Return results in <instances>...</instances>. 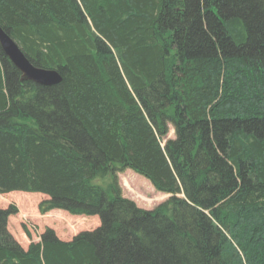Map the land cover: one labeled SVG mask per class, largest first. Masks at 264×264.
Here are the masks:
<instances>
[{
	"label": "trees",
	"instance_id": "1",
	"mask_svg": "<svg viewBox=\"0 0 264 264\" xmlns=\"http://www.w3.org/2000/svg\"><path fill=\"white\" fill-rule=\"evenodd\" d=\"M0 26L61 77L0 49V194L100 221L24 250L0 208V264H264V0H0ZM126 169L171 197L138 208Z\"/></svg>",
	"mask_w": 264,
	"mask_h": 264
},
{
	"label": "rangeland",
	"instance_id": "2",
	"mask_svg": "<svg viewBox=\"0 0 264 264\" xmlns=\"http://www.w3.org/2000/svg\"><path fill=\"white\" fill-rule=\"evenodd\" d=\"M174 137V130L170 125L167 137L162 140V144ZM117 183H119L121 195L132 201L138 208L151 210L169 198V195L165 193H163L164 196H160L161 193L154 189L151 182L129 169L118 174ZM8 194H0V207L7 209L11 204L17 207L18 213L7 218V230L23 249L28 247L29 243L38 241L40 234L47 227L51 228L57 237L69 241L82 231L94 230L100 222L97 216L72 217L74 215L66 214L64 211L62 212L66 215L54 210L43 214L38 210V207L46 198L39 193H36L39 196L34 197L33 200L21 199L16 194ZM24 227L30 235L24 232Z\"/></svg>",
	"mask_w": 264,
	"mask_h": 264
},
{
	"label": "water",
	"instance_id": "3",
	"mask_svg": "<svg viewBox=\"0 0 264 264\" xmlns=\"http://www.w3.org/2000/svg\"><path fill=\"white\" fill-rule=\"evenodd\" d=\"M0 49L6 55L13 66L21 73V79L32 81L38 85L53 86L59 84L61 77L56 70H48L34 66L30 60H27L22 50L7 35L0 26Z\"/></svg>",
	"mask_w": 264,
	"mask_h": 264
}]
</instances>
